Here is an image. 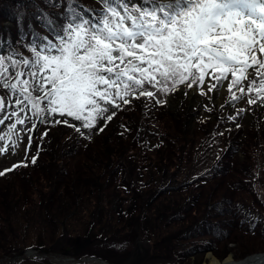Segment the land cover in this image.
<instances>
[{"label": "trees", "instance_id": "obj_1", "mask_svg": "<svg viewBox=\"0 0 264 264\" xmlns=\"http://www.w3.org/2000/svg\"><path fill=\"white\" fill-rule=\"evenodd\" d=\"M10 8L13 17L6 14ZM101 8L99 0L79 3L77 0H0V44L8 41L6 51L0 55L18 60L30 58L29 46L54 39L53 29L66 24L72 11L90 18ZM6 21L14 26L4 25ZM0 96L8 99L2 87ZM157 96L164 101L166 95L157 93ZM218 118H221L220 113ZM46 123L43 128L47 135L37 140L41 144L36 163L0 176V256L10 252L23 254L36 246L38 250L48 251L51 245H60L74 233L109 239L107 235L114 231L116 220L130 227L137 224L136 219L145 206L150 210L162 204L171 207L178 203L175 197L180 195L184 197L182 205L198 211L203 204H214V209L234 204L236 194L258 201L250 180L263 184L264 178L250 170V157L242 160L238 156L243 148L250 156L248 141L240 140L243 131L236 130L230 135L231 146L223 157H210L207 145L197 139L205 127L214 129L215 120L190 129L184 126L183 120L173 118L166 103L157 104L153 99L140 97L121 107L106 126L100 121L92 131L81 128V132H77L64 124H53L51 117ZM70 123L79 126V122ZM99 127L104 130L99 131ZM260 130L261 136L252 139L251 148H264V127ZM95 133L98 134L90 138ZM157 137L163 141L160 147L155 144L150 151L147 143ZM215 143L213 139L211 146ZM169 188L174 190L169 191ZM211 189L213 192L209 194ZM180 205L162 212L163 218L169 219L167 228H185L187 221L194 219L187 215V209L183 212L185 216H176ZM87 211L93 213L92 227L81 218ZM208 218L218 217L210 214ZM227 222L212 221L210 227H198L182 239L204 233L213 245L207 249L218 248L215 252L220 258L232 252L239 260L250 253L264 251L263 246L239 252L240 245L235 253L229 250L232 242L223 234ZM32 235L36 240L30 246ZM221 238H224L223 244ZM164 242L170 251L176 245V240ZM87 245L79 243L78 250ZM110 246L112 251H127L121 256L128 257L130 262L138 257L150 260L153 256L147 252H163L136 248L129 242L113 241ZM190 251L181 250L178 256L171 257L172 264H189L187 255L191 259L195 257L192 261H199L198 264L205 261L207 250L196 247Z\"/></svg>", "mask_w": 264, "mask_h": 264}, {"label": "snow or ice", "instance_id": "obj_2", "mask_svg": "<svg viewBox=\"0 0 264 264\" xmlns=\"http://www.w3.org/2000/svg\"><path fill=\"white\" fill-rule=\"evenodd\" d=\"M99 2L98 14L72 11L53 29L54 39L31 44L30 58L0 55V87L8 93V99L0 96V125L11 121L0 135L7 141L0 153L17 147L20 138L13 134L23 131L17 126L33 117L43 124L59 116L54 123L92 131L113 119L111 109L130 104L129 97L163 104L157 93H174L181 85L201 96L226 88L232 101L247 95L249 105L264 107V0ZM31 141L29 136V149ZM21 166L27 164L0 176Z\"/></svg>", "mask_w": 264, "mask_h": 264}, {"label": "rangeland", "instance_id": "obj_3", "mask_svg": "<svg viewBox=\"0 0 264 264\" xmlns=\"http://www.w3.org/2000/svg\"><path fill=\"white\" fill-rule=\"evenodd\" d=\"M6 14H9L13 17L14 14L12 8H10ZM7 22L9 21H6L5 23ZM212 82L214 83L215 81ZM225 83H227V81H225ZM184 93H187V95H185ZM248 98L249 96L245 95L244 98L239 101H232L231 94L227 92L226 88H222L220 89V91H214L212 93H209L208 96H201L199 94V91H197L195 87L193 89H187L184 88L182 85L178 90L177 102L180 103V106H178L180 114L183 116L188 113L189 121L192 125L197 122V116L194 112H201L204 106L208 104L209 99L213 105L225 108L231 112H233L236 108L239 107V109H244L245 111L242 114L240 123L243 124V141H248L249 148L247 149V151L249 152L250 156L245 150H243L242 160H246L250 157V170L259 174V177L263 179L264 148L262 146H253L251 148V141L252 139L257 140L261 136L260 129L264 127V107H261L260 103H258V106L261 109L263 108V110L258 116H256L258 113L255 110H251L252 105H249L247 103ZM203 110L205 112H209L207 106ZM28 114L29 112L27 113V115ZM202 115L207 116L204 112H202ZM56 118L63 119L59 116H56ZM9 123H11V121H6L5 125H0V135H4L8 131L6 125ZM31 124L32 123L26 122V125H18L20 128L23 129V131L14 133L12 138L15 139L16 136H19L20 140L18 142L17 147H8L6 154L0 153V170L1 168L9 167L10 164L15 161L24 160V157L27 158V160L29 159V153L27 148L25 149V145L28 138L26 130L30 128ZM0 143H4L5 145H7V141ZM250 184L252 185L254 190L258 191L262 195V198L264 199V179L263 184L261 182L254 183V179L250 180ZM240 204L252 205L253 199L250 198L248 195H244ZM260 205L261 204H259L258 206L262 207L261 210L264 213V205ZM160 214L145 209L142 213V218L139 223L130 227H121L116 224L115 227L118 229L114 230L110 234V236H108L109 239L102 238L103 240H99L96 236L74 233V235L68 236L66 239H64V241L61 242L60 245H51L49 247V250L47 251L48 254L39 253L37 251L38 247L36 246L32 250L28 251L24 256L22 255L26 251L23 254L19 252H10L2 254L0 256V264H79L85 258L91 264H103L105 262L107 264H172V258L169 256V253H167L166 246L164 245L163 241L164 238L169 236L178 237V229H167L165 221L162 219ZM92 217L93 213L91 215L90 220L86 222L88 223L89 227H92ZM80 224L81 227L84 228L83 223ZM245 237L247 240V246L244 251L256 250L264 246V242L259 239H256L255 237ZM35 240V236L32 235L30 240V246L34 244ZM112 240L115 242H129L131 245H135L136 248H146L153 251L163 252L155 254L146 251L148 254L153 256L152 259L147 260L142 257H138V259H136L135 261L130 262L128 257L121 256L127 251L111 250L110 244L113 243ZM82 242H86L88 243V245L85 248L78 250V244ZM70 257H72L75 262L69 263L67 259H69ZM76 259L80 261H77Z\"/></svg>", "mask_w": 264, "mask_h": 264}, {"label": "bare ground", "instance_id": "obj_4", "mask_svg": "<svg viewBox=\"0 0 264 264\" xmlns=\"http://www.w3.org/2000/svg\"><path fill=\"white\" fill-rule=\"evenodd\" d=\"M132 3H138L140 1H137V0H131ZM6 51V47L0 45V52L1 53H4ZM220 91V90H219ZM33 248L29 249V250H26V252L22 255H26V253L30 250H32ZM39 253L41 254H48L47 251H41V250H37ZM67 256V255H66ZM69 257V256H68ZM153 258V257H152ZM151 258V259H152ZM195 257H192V260H194ZM77 261H80L78 259H76ZM86 260V261H85ZM204 262L202 264H264V253L263 254H259V255H252V256H249L247 257L246 259L244 260H241L239 262H235L234 260L232 259H227L225 261H220L219 259H217L211 252H206L205 254V258H204ZM67 261L69 263H73L75 262V260L70 257L69 259H67ZM79 264H91L86 258ZM103 264H107L106 262L103 263Z\"/></svg>", "mask_w": 264, "mask_h": 264}]
</instances>
